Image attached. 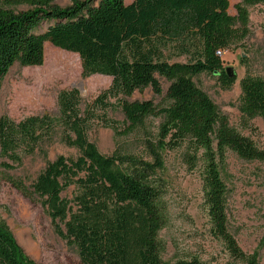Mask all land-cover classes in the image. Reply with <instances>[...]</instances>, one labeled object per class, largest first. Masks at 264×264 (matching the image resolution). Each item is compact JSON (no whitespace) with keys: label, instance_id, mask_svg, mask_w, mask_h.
Instances as JSON below:
<instances>
[{"label":"trees","instance_id":"obj_1","mask_svg":"<svg viewBox=\"0 0 264 264\" xmlns=\"http://www.w3.org/2000/svg\"><path fill=\"white\" fill-rule=\"evenodd\" d=\"M0 0V84L9 68L41 65L45 42L77 53L82 77H111L84 113L77 88L57 94L58 116L26 117L18 122L0 117V155L5 170H14L56 133L75 158L57 156L46 162L30 186L18 179L10 184L25 196L38 197L55 233L74 246L82 264H167L161 259L158 238L165 225L162 191L152 175L162 168L158 151L185 145L188 164L200 162L202 192L211 231L230 255L244 264H258L246 255L227 229L228 189L221 174L225 154L245 161L264 162V150L232 127L211 97L193 80L200 73L218 76L230 88L236 76L227 73L218 49H229L249 30L248 6L264 0H240L229 13V0ZM26 5L25 9H17ZM44 31H36L42 23ZM264 32V19L261 23ZM185 56L186 61L172 59ZM168 82L167 104L128 100L135 91L150 87L162 92L158 77ZM238 110L243 122L264 121V76L245 73L239 81ZM115 98V102H111ZM120 108L128 132L149 117L160 118L155 143H148L149 162L133 155L105 156L88 138L91 121ZM93 108V110H90ZM102 114L97 115L95 112ZM44 151H42L43 153ZM74 186L68 200L61 193ZM0 264H35L24 255L8 227L0 222ZM173 264H206L198 259Z\"/></svg>","mask_w":264,"mask_h":264},{"label":"rangeland","instance_id":"obj_2","mask_svg":"<svg viewBox=\"0 0 264 264\" xmlns=\"http://www.w3.org/2000/svg\"><path fill=\"white\" fill-rule=\"evenodd\" d=\"M130 1L124 0L125 3ZM237 1L229 0V13L235 12L233 5ZM56 3L66 6L69 1L56 0ZM25 8L26 5H21L17 9ZM248 13L249 34L220 56L223 66L235 72L236 79L231 87L222 88L218 76L211 73L197 74L193 80L216 103L232 127L264 150V121L255 118L243 122L238 110L240 79L247 72L264 76V32L261 28L264 3L248 6ZM47 25V22H42L36 31H44ZM174 60L186 61L187 58L181 56ZM158 79L162 87L160 94L147 87L135 91L127 99H148L157 107H164L169 82L161 76ZM110 83L111 77L107 75L82 77L77 53L45 42L41 65L21 66L14 63L2 78L0 117L8 116L16 122L42 114L57 117L58 92L73 87L82 89V92L79 91V109L84 113L95 96ZM111 102H115V98H111ZM95 113L102 114L100 111ZM99 119L91 121L87 135L101 154L110 156L120 153L153 161L148 143L154 144L158 137L160 118L149 117L140 128L128 132L121 109L113 104V108L106 111L104 122H113L116 130L100 123ZM186 150V146L181 145L176 149L158 151L162 168L152 175L161 188L165 208L166 222L158 235L163 245L162 261L173 264L178 260L198 259L206 264H244L234 259L224 243L213 235L203 198L201 164H188L184 158ZM59 155L75 158L78 152L63 144L60 134L56 133L51 142L39 145L31 155H24L16 169L5 170L0 165V222L8 227L24 255L35 264H82L76 248L55 233L41 200L21 194L8 181L14 178L30 186L46 162ZM6 161L0 155V164ZM221 174L228 189L227 229L243 253L256 256L258 264H264V162L245 161L227 151ZM77 192L76 187L70 186L61 193V197L71 200Z\"/></svg>","mask_w":264,"mask_h":264},{"label":"built area","instance_id":"obj_3","mask_svg":"<svg viewBox=\"0 0 264 264\" xmlns=\"http://www.w3.org/2000/svg\"><path fill=\"white\" fill-rule=\"evenodd\" d=\"M225 52H226L225 49H218V50L216 51V53H217L218 56H222Z\"/></svg>","mask_w":264,"mask_h":264},{"label":"water","instance_id":"obj_4","mask_svg":"<svg viewBox=\"0 0 264 264\" xmlns=\"http://www.w3.org/2000/svg\"><path fill=\"white\" fill-rule=\"evenodd\" d=\"M226 69V71H227V73H234L235 74V72H234V70L232 69V68H230V67H227V68H225ZM80 92H82V89H80L79 90Z\"/></svg>","mask_w":264,"mask_h":264},{"label":"crops","instance_id":"obj_5","mask_svg":"<svg viewBox=\"0 0 264 264\" xmlns=\"http://www.w3.org/2000/svg\"><path fill=\"white\" fill-rule=\"evenodd\" d=\"M240 1V0H239ZM230 10V9H229ZM236 12H234V13H231V14H235Z\"/></svg>","mask_w":264,"mask_h":264}]
</instances>
